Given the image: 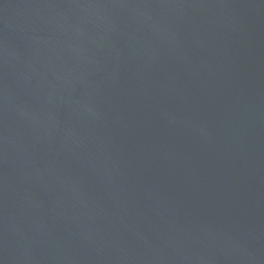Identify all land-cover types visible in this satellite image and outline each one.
I'll list each match as a JSON object with an SVG mask.
<instances>
[{
	"label": "water",
	"instance_id": "obj_1",
	"mask_svg": "<svg viewBox=\"0 0 264 264\" xmlns=\"http://www.w3.org/2000/svg\"><path fill=\"white\" fill-rule=\"evenodd\" d=\"M0 264H264V0H0Z\"/></svg>",
	"mask_w": 264,
	"mask_h": 264
}]
</instances>
